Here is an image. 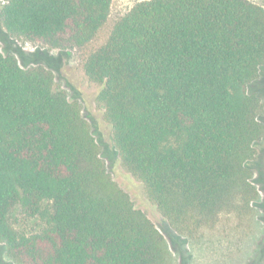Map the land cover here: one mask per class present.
<instances>
[{"label": "trees", "instance_id": "obj_1", "mask_svg": "<svg viewBox=\"0 0 264 264\" xmlns=\"http://www.w3.org/2000/svg\"><path fill=\"white\" fill-rule=\"evenodd\" d=\"M2 1L8 37L60 51L93 41L113 4ZM84 69L101 85L113 149L95 137L78 99L55 89L51 71L23 68L0 45V255L17 264H169L164 236L112 179L105 159L117 156L144 183L173 240L224 213L252 212L264 126L262 97L249 87L264 70L263 7L139 2ZM18 213L45 228L19 230Z\"/></svg>", "mask_w": 264, "mask_h": 264}, {"label": "rangeland", "instance_id": "obj_2", "mask_svg": "<svg viewBox=\"0 0 264 264\" xmlns=\"http://www.w3.org/2000/svg\"><path fill=\"white\" fill-rule=\"evenodd\" d=\"M146 0H113L110 17L97 36L80 49L60 51L42 43L8 37L0 19V34L6 37L1 43L6 55H14L23 68L43 67L53 73L54 87L63 90L73 102L78 99L83 116L92 125L95 137L113 149V129L106 118V111L98 102L101 85L89 80L84 65L88 57L106 44L115 25L139 2ZM264 8V0H248ZM4 2L0 0V8ZM250 93L262 97L261 121L264 126V70ZM104 147V146H103ZM258 170L252 183L259 191V199L248 214L224 213L215 226L203 229L192 236L173 240L174 231L157 205L149 198L144 183L130 173L118 156L105 159L112 179L126 192L135 209L142 211L164 236L170 250L169 264H264V141L259 152ZM17 228L27 234L41 232L45 224L38 218L27 219L17 214ZM175 241V242H174ZM0 264H17L7 254L0 255Z\"/></svg>", "mask_w": 264, "mask_h": 264}]
</instances>
